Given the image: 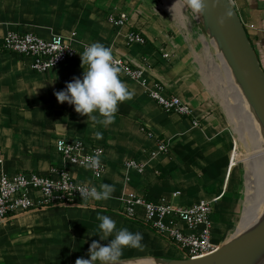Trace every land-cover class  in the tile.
Here are the masks:
<instances>
[{
	"label": "crops",
	"instance_id": "crops-1",
	"mask_svg": "<svg viewBox=\"0 0 264 264\" xmlns=\"http://www.w3.org/2000/svg\"><path fill=\"white\" fill-rule=\"evenodd\" d=\"M143 1L0 0V174L24 170L48 174L51 168L65 167L75 180L97 190L101 184L115 188L108 200L89 197L81 204L32 208L7 216L0 221V264H75L76 257L89 256L92 241L109 243L100 240L98 216L113 219L118 230L126 228L143 235L142 248L123 249L122 254L130 255L126 259L159 256L157 248L164 246L163 237L123 213L124 192L134 191L146 199L165 196L185 205L201 199L221 202L226 193L236 164L232 163L233 151L227 159L220 142L221 127L216 122L219 113L204 97L203 89L188 82L178 47L183 36L174 34L166 14L154 12ZM166 3L172 12V4ZM233 5L264 69V0H234ZM119 12L126 13L123 24L107 19L108 14ZM9 28L45 38L61 34L76 47L96 42L110 47L114 55L129 59L131 64L147 65L152 77L189 102L194 113L187 117L162 110L144 86L121 73L120 79L135 96L119 104L113 124H96L76 113L74 105L58 102L54 94L66 90V84L74 78H83L81 58L36 71L30 67V57L3 48L1 40ZM131 31L140 33L144 41L131 40ZM202 40L209 59L204 35ZM211 63L206 62L208 68ZM210 74L204 76L213 84ZM195 117L199 125L192 124ZM148 131L154 136H148ZM97 132L102 138H97ZM60 137L81 138L101 147V177L94 178L87 165L71 163L59 153L55 142ZM156 138L165 140L169 150L150 157ZM217 144L223 145V174L211 162L217 158L213 150ZM131 158L143 161L145 171L125 168L124 161ZM32 239H38L34 250L29 249L30 242L35 243ZM175 257L181 256L177 253Z\"/></svg>",
	"mask_w": 264,
	"mask_h": 264
},
{
	"label": "built area",
	"instance_id": "built-area-1",
	"mask_svg": "<svg viewBox=\"0 0 264 264\" xmlns=\"http://www.w3.org/2000/svg\"><path fill=\"white\" fill-rule=\"evenodd\" d=\"M229 1L233 3L234 0ZM107 19L113 24H123L126 13H110ZM129 38L138 42L144 41L140 33L132 31L129 33ZM1 44L8 51L30 57V67L40 72L62 61L80 57L85 48L91 45L84 44L76 47L61 34H53L45 38L31 31L12 28L5 31ZM113 56L119 61L121 73L144 86L148 96L162 110L184 116L193 115L194 110L191 104L183 100L180 95L169 92L161 81L154 79L147 65L131 64L127 58L114 54ZM192 124L199 125V119L193 118ZM147 135L154 136L151 131H148ZM55 147L71 163L87 166L90 163V157L99 155L100 159L103 152L101 147L89 145L81 138H57ZM168 150L167 142L162 138H156V145L150 150L149 156L154 157ZM2 159L0 150V162ZM123 165L125 168H132L138 172H144L146 168L143 161L133 158L125 160ZM103 170L100 159V167L91 169L93 177H101ZM80 188L91 189L92 187L75 180L65 167L51 168L48 174L30 170L14 174L2 172L0 174V221L9 215L32 208L84 203L87 199H82ZM121 200L123 213L126 216L145 222L158 234L171 241L179 249L181 257H199L212 252L221 244V241L212 235V201L201 199L185 205L173 203L165 196L146 199L134 191L124 192ZM139 209L142 211L139 212Z\"/></svg>",
	"mask_w": 264,
	"mask_h": 264
},
{
	"label": "rangeland",
	"instance_id": "rangeland-1",
	"mask_svg": "<svg viewBox=\"0 0 264 264\" xmlns=\"http://www.w3.org/2000/svg\"><path fill=\"white\" fill-rule=\"evenodd\" d=\"M145 1L148 2V8L154 12L166 14V17L172 24L174 34L178 33L183 36L180 39L181 43L178 47L180 48L179 55L182 56L181 60L182 63H184V71L187 73L188 82H193L194 84L199 85L203 89V94L205 95L204 97L208 98V102L210 100L209 103L213 109L219 113V118L216 122L221 127V131L219 132L220 142L224 144V149L227 151V159L230 158L232 151V155L237 151L241 154L240 158H243V162L239 161L233 167L228 179L226 193L223 195L221 202L217 201L211 203V221L213 223L212 235L216 238H220L222 235L220 240L222 243L229 237L233 236L236 232L237 227L241 223V219L244 217L247 204L250 203V205H253L256 203V200L259 199L260 192L256 193V187L254 186L259 185L258 187L262 191L264 189V174L256 175V172L259 173L257 170L258 165L254 162L253 165L248 164L247 162V157L249 155L247 147L248 141L246 135L244 134L243 122L241 121V116L236 105L237 103L238 106H243L242 99L244 98L225 65L222 64L223 62H220L221 58L220 60L217 59L216 51L211 40L203 30L201 23L196 18V15H194L191 9L185 5L184 0H173V3H171L172 0H144V5H146ZM167 1L169 5L172 4V12L167 7ZM178 3L181 8L178 7ZM181 10L183 13H181ZM170 32L172 31L170 30ZM202 35H204V38L208 43V52L211 55V57L209 56V59L206 55ZM210 61L213 62V65L211 68H208L206 62L211 63ZM212 67L213 71L211 70ZM207 73H211L209 76L213 84H209L210 80H208V77L204 76L207 75ZM222 146L223 145L217 144L214 147L213 150L217 151V158L211 159V162L213 165L216 163L217 166L220 167L219 169L223 174L225 170L223 166L224 164L222 163L224 160ZM262 160L263 159L260 158L261 162ZM252 182L254 183L252 184ZM251 185L254 188L251 189ZM256 214L257 213L255 212L253 217L248 221V224H250L257 217ZM162 239L164 240V246L157 248L161 254L159 257H175L177 253L181 256L179 249L172 244L171 241L165 237ZM32 240L35 241V243L30 242V250L37 248L36 240L38 239ZM128 257H130V255L122 254L120 260L129 261L134 259H126ZM66 259L67 258H64V261ZM76 259L78 258L76 257ZM84 259H89V256ZM38 262H40V260ZM21 264L31 263L24 261Z\"/></svg>",
	"mask_w": 264,
	"mask_h": 264
},
{
	"label": "clouds",
	"instance_id": "clouds-1",
	"mask_svg": "<svg viewBox=\"0 0 264 264\" xmlns=\"http://www.w3.org/2000/svg\"><path fill=\"white\" fill-rule=\"evenodd\" d=\"M185 5L194 15L203 16L205 0H184ZM215 6V3H213ZM231 11L226 15L231 16ZM223 23V20L220 21ZM83 78H74L73 82L66 84V90L54 93L58 102H67L74 105L76 113L87 116L88 120L107 127L115 122L120 103L131 100L135 92L129 90L127 84L120 79L121 67L119 61L113 56L112 49L96 42L87 46L80 54ZM97 138H102V133H96ZM89 167H100L99 155L89 158ZM82 199L89 197L96 201L108 200L115 191L113 185L101 184L100 190L79 189ZM98 235L101 241H109L101 245L92 241L88 255L89 259L78 258L75 264H119L120 257L125 248H142L143 235L133 233L126 228L117 229L116 222L108 216H98Z\"/></svg>",
	"mask_w": 264,
	"mask_h": 264
},
{
	"label": "water",
	"instance_id": "water-1",
	"mask_svg": "<svg viewBox=\"0 0 264 264\" xmlns=\"http://www.w3.org/2000/svg\"><path fill=\"white\" fill-rule=\"evenodd\" d=\"M205 3L204 15L196 18L220 51L264 134V69L246 28L229 0H205ZM227 11H231V16L226 15ZM151 258L155 264H264V209L253 223L210 253L194 258ZM123 263L119 260V264Z\"/></svg>",
	"mask_w": 264,
	"mask_h": 264
},
{
	"label": "bare ground",
	"instance_id": "bare-ground-1",
	"mask_svg": "<svg viewBox=\"0 0 264 264\" xmlns=\"http://www.w3.org/2000/svg\"><path fill=\"white\" fill-rule=\"evenodd\" d=\"M211 42H212L213 46L216 48L214 41L211 40ZM216 50H217V48H216ZM217 52H218L223 64L225 65L226 69L228 70L230 76L233 78L231 71H230L228 65L226 64L225 60L223 59L220 51L217 50ZM233 80H234V78H233ZM234 82L240 90V87L236 83L235 80H234ZM243 98H244V99H242L243 100V106H241L242 108L240 106H238L237 103H236V105L238 108V112L240 113V116H241V121L243 122L244 134L246 135L247 141H248L247 147H248L249 155L247 157V162H248V164H252V165H253V162L256 163V165H258L257 170L259 172V173L256 172V175L257 174L261 175V174H264V134H263L262 128H261L258 120L254 116V113H253L252 109L250 108L248 102L246 101L244 95H243ZM240 155L241 154L237 151L233 153V162H232L233 164H236L237 162L242 161L243 158L241 159ZM260 158L263 159L262 162L260 161ZM252 165H251V167H252ZM254 167H256V166H254ZM253 183L254 182H252V184ZM258 186L256 185L254 187H256V193L260 192V197L258 200H256L255 204L250 205V203H249V204H247V207L245 206L246 210H245L244 217L241 219V223L237 227L236 232L233 234V236L235 234H237L238 232H240L241 230H243L246 226L249 225L248 221L253 217L255 212L257 213L256 214L257 217L251 223H253L262 213V211L264 209V199H263L264 189L262 191V190H260V188ZM254 187L252 186L251 189ZM123 264H155V260L151 257H145V258L141 257V258H134V259L129 260V261H124Z\"/></svg>",
	"mask_w": 264,
	"mask_h": 264
},
{
	"label": "trees",
	"instance_id": "trees-1",
	"mask_svg": "<svg viewBox=\"0 0 264 264\" xmlns=\"http://www.w3.org/2000/svg\"><path fill=\"white\" fill-rule=\"evenodd\" d=\"M140 222H142V221H140ZM143 224L145 225V226H147V227H149V225L148 224H146L145 222H143ZM150 228V227H149ZM152 229V228H151ZM153 230V229H152ZM154 231V230H153ZM156 232V231H155ZM157 233V232H156ZM221 238H222V235H221V237L220 238H217L218 240H221Z\"/></svg>",
	"mask_w": 264,
	"mask_h": 264
}]
</instances>
